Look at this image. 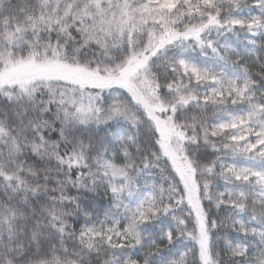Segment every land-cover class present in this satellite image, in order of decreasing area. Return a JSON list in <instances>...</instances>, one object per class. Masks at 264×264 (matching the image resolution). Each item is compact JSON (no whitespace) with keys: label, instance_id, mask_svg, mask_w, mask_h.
<instances>
[{"label":"snow or ice","instance_id":"1","mask_svg":"<svg viewBox=\"0 0 264 264\" xmlns=\"http://www.w3.org/2000/svg\"><path fill=\"white\" fill-rule=\"evenodd\" d=\"M0 264H264V0H0Z\"/></svg>","mask_w":264,"mask_h":264}]
</instances>
